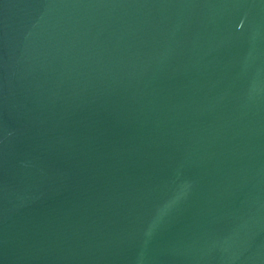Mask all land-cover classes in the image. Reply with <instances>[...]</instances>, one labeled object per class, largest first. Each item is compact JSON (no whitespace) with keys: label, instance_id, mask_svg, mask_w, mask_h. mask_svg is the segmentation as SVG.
Returning <instances> with one entry per match:
<instances>
[{"label":"water","instance_id":"1","mask_svg":"<svg viewBox=\"0 0 264 264\" xmlns=\"http://www.w3.org/2000/svg\"><path fill=\"white\" fill-rule=\"evenodd\" d=\"M0 264H264V0H0Z\"/></svg>","mask_w":264,"mask_h":264}]
</instances>
